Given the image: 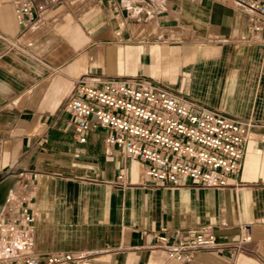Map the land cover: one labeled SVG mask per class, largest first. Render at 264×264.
<instances>
[{"label": "crops", "instance_id": "0c3cea01", "mask_svg": "<svg viewBox=\"0 0 264 264\" xmlns=\"http://www.w3.org/2000/svg\"><path fill=\"white\" fill-rule=\"evenodd\" d=\"M249 24L235 0H65L21 29L0 0V225L26 205L31 230L13 233L25 252L95 263L264 264V28ZM134 78L249 123L224 187L147 181L102 129L74 140L75 86ZM240 224L250 240L235 248ZM188 232L219 247L166 258L156 235Z\"/></svg>", "mask_w": 264, "mask_h": 264}, {"label": "built area", "instance_id": "2783aa9c", "mask_svg": "<svg viewBox=\"0 0 264 264\" xmlns=\"http://www.w3.org/2000/svg\"><path fill=\"white\" fill-rule=\"evenodd\" d=\"M65 0H9L21 29L32 25L38 14ZM247 12L249 28H264V0H235ZM264 46V38L261 39ZM74 96L64 101L74 140L84 142L96 129L105 131L102 142L125 156L145 163L147 181L179 186L185 181L209 188L224 187L235 176L249 139V123L206 107L180 93L140 78L106 79L97 86L77 84ZM120 178V176H118ZM0 225V264H103L79 252H25L27 237H14L18 225L31 230L33 216L27 206ZM237 244L250 240L252 227L238 226ZM166 258L188 261L199 250L219 247L212 234L175 235L171 241L156 235Z\"/></svg>", "mask_w": 264, "mask_h": 264}]
</instances>
